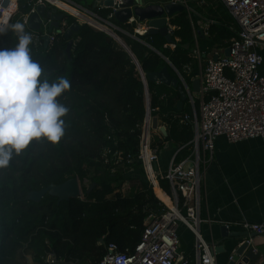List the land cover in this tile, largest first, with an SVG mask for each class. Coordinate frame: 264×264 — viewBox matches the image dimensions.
<instances>
[{"label": "trees", "instance_id": "1", "mask_svg": "<svg viewBox=\"0 0 264 264\" xmlns=\"http://www.w3.org/2000/svg\"><path fill=\"white\" fill-rule=\"evenodd\" d=\"M29 1L19 2L10 25L29 11ZM188 6L190 12L182 10L169 19L174 28L170 42L159 33L134 34L132 25L119 23L129 34L116 31L121 42L85 23L66 38L65 30L76 22L67 14L65 30L51 44L31 42L32 58L40 63L43 74L50 80L58 76L70 80V89L58 98L69 112L64 118L65 135L56 145L33 141L0 169V264H29L28 256L32 264H47L48 254L65 264H97L111 243L120 252L131 251L148 217L164 209L145 181L138 157L147 106L150 117L166 131L165 136L152 131L150 147L160 152L170 144L178 150L176 161L192 151L190 122H180L190 109L186 101L181 110L177 108V88L149 80L144 85L135 62L144 75L166 67L174 79L176 70L191 85L198 74L191 52L197 40L192 33L191 2ZM95 13L107 19L111 10ZM208 35L212 38L206 45L198 41V50L204 54L236 37L237 31L215 21ZM16 43L9 26L0 32V48ZM177 84L181 85L179 80ZM130 171L142 179H132ZM70 178L79 180L82 197L59 203L48 194L38 202L26 199L32 191ZM127 181L124 193L122 185ZM161 186L168 191L165 181Z\"/></svg>", "mask_w": 264, "mask_h": 264}, {"label": "built area", "instance_id": "2", "mask_svg": "<svg viewBox=\"0 0 264 264\" xmlns=\"http://www.w3.org/2000/svg\"><path fill=\"white\" fill-rule=\"evenodd\" d=\"M20 1L22 0H0V29L3 31L16 15ZM220 1L238 26L236 37L231 38L229 43V55L221 56L216 61L212 58L206 60L198 75L199 90L196 100L178 74L187 94V102L192 107V113L180 118L181 123L190 122L193 132L192 151L181 161H176L173 157L165 170L158 171L155 164L160 152L150 147V136L145 137L144 131L142 132L138 157L144 179L157 200L164 205V209L158 215L148 217L140 239L131 251L120 252L111 243L97 264H217L213 243L204 241L200 234L202 173L207 160L211 159L216 138L223 136L229 143L264 138V76L259 73L263 59L258 53L259 46L264 44V0ZM30 3L29 11L21 16L20 22L25 25V30L30 31L32 41L37 46L41 45L44 36H48V44H51L55 35L63 32L66 26V21L62 19L58 29L49 31L51 21L43 18L38 30H30L29 18L39 5H44L47 10L56 8L57 12L67 13L99 31L103 30L86 22L84 18L94 20L113 32L129 35L109 21L112 13L109 20L103 19L96 13L75 5L71 0H31L28 5ZM183 4L186 8L184 1ZM127 23L135 22L130 19ZM167 25V33L171 35L173 27L169 23ZM131 36L135 38V35ZM193 57L200 61L196 42ZM196 102L197 112L194 108ZM162 181L167 183L168 191L161 186ZM156 188L168 197L169 204L156 196ZM182 225L192 233L194 239L189 255L182 251L181 242L178 244L179 228ZM223 225L229 228V224ZM239 225L247 233V238L241 244L246 242L251 251L257 253L253 247V238L264 234V225L250 222ZM234 256L235 253L228 257V264H236L238 259L235 261ZM45 261L47 264H65L52 254H48Z\"/></svg>", "mask_w": 264, "mask_h": 264}, {"label": "crops", "instance_id": "3", "mask_svg": "<svg viewBox=\"0 0 264 264\" xmlns=\"http://www.w3.org/2000/svg\"><path fill=\"white\" fill-rule=\"evenodd\" d=\"M71 1L77 6L79 4L84 6V3L79 1ZM159 1L143 0L145 4H154ZM161 1L170 2L171 0ZM183 1L186 5L185 10L190 12V7L188 6L190 2L194 10L191 25L195 41L197 40V49H199V40L204 45H206V41L211 40L212 37L208 35V28L215 21L228 25L233 31L238 30V26L230 18L231 16L220 0H179L180 4L184 5ZM85 9L95 13V10L91 8L86 7ZM107 20L109 19L107 18ZM78 22L82 23L81 20ZM110 22L115 24L114 21ZM134 22L131 24L134 34L143 35L147 30V24L138 20ZM141 28L144 30L142 33L138 32ZM230 40L223 41V45H219L220 43L215 44L207 54L198 50L200 53V61L196 59L198 74L192 79V82L198 79V75L203 70L208 58L213 59L214 55H217V58L225 56V50L229 47ZM194 48L195 44L191 50L192 54ZM258 53L263 59L259 73L264 76V44L259 46ZM176 76L181 83L178 72ZM184 83L192 96L193 93L197 95V92L192 91V83L190 86L185 81ZM185 101H188L187 97ZM187 104L189 105L190 113H192V107L188 102ZM194 108L197 112V102ZM157 126L158 128L164 127L160 126L158 121ZM152 131L157 132L158 130L151 129L149 125L148 136H151ZM177 152V149H174L170 144H166L165 148L158 154L155 164L156 169L158 171L165 170L168 162L173 157L175 158ZM206 157L208 158V155ZM128 175L132 179H142V176L136 171H130ZM127 186L129 188V183ZM199 214L202 219L200 224L202 239L207 243H213L217 264H228V257L235 253L236 249L241 245L242 239L247 237V233L239 224L250 222L264 225V138L248 139L234 143L227 142L223 136L216 138L211 159L207 160L201 177ZM223 224H229L228 232L237 236L234 238H223L221 236V226ZM179 235L182 251L191 252L194 242L192 233L182 225L179 228ZM253 239V247L257 253H253L248 247L238 256L236 264H264V234L255 236Z\"/></svg>", "mask_w": 264, "mask_h": 264}, {"label": "clouds", "instance_id": "4", "mask_svg": "<svg viewBox=\"0 0 264 264\" xmlns=\"http://www.w3.org/2000/svg\"><path fill=\"white\" fill-rule=\"evenodd\" d=\"M9 28L17 43L0 48V169L33 141L56 145L61 140L69 107L58 98L71 87L64 76L50 80L43 74L40 63L32 58V36L23 23Z\"/></svg>", "mask_w": 264, "mask_h": 264}, {"label": "water", "instance_id": "5", "mask_svg": "<svg viewBox=\"0 0 264 264\" xmlns=\"http://www.w3.org/2000/svg\"><path fill=\"white\" fill-rule=\"evenodd\" d=\"M79 6L83 8H91V9H100L104 8L107 10H111L112 12V20L115 23L125 24L129 19H133V21L138 20L140 22L144 21L147 24V30L143 35H153V34H161L165 36L168 42L171 41V35L167 33V24L168 20L173 17L176 13L185 10V7L178 3L173 2H163L159 1L154 4H145L143 0H92V4L87 5L84 3V6ZM43 18L50 19L49 23V31L52 29H58L60 21L63 19V15L57 12L56 8H52L47 10L44 5H39L36 8V12L33 13L28 21V27L32 31H36L40 28V23ZM79 29V22L76 21L69 26L64 32V36L69 38L74 32H77ZM106 33V32H105ZM110 35L111 33H107ZM112 36V35H110ZM113 37V36H112ZM44 45L48 44V36H44L43 38ZM71 46V42L69 41L66 46V51L69 52ZM229 55V48L225 50V56ZM213 60H217V55L213 56ZM141 76L144 85L147 84V81L152 82H160L172 88H177L179 91L180 99L178 100L176 106L179 110L182 109L183 103L187 97L185 89L182 85L177 84V79H174L167 71L166 67L162 68L157 73H150L144 75L138 65L135 62ZM192 91L198 92L199 90V79H195L192 82ZM150 127L153 130H158L164 136L166 135V131L164 127L157 126L156 118H150L149 107L147 106L146 112ZM93 188V184L90 186L88 191ZM50 195L57 198V202L67 201L71 198H78L81 194L80 182L77 178H70L64 181L61 184H50L38 191L30 192L26 199L34 202H38L44 195ZM221 236L223 238L227 237H236V234H232L228 232V228L224 225L221 226ZM247 238V237H246ZM244 239V238H243ZM242 239V240H243ZM102 242V241H101ZM248 245L246 242H243L235 251V256L233 259L236 261L238 256H240L246 249ZM232 264V263H230Z\"/></svg>", "mask_w": 264, "mask_h": 264}, {"label": "bare ground", "instance_id": "6", "mask_svg": "<svg viewBox=\"0 0 264 264\" xmlns=\"http://www.w3.org/2000/svg\"><path fill=\"white\" fill-rule=\"evenodd\" d=\"M68 9V8H67ZM77 15L79 16H82L81 14L79 13H76ZM84 18V17H83ZM86 20V22H89L90 24H92L93 26H96L97 28L103 30L104 32L106 33H111L110 35L113 36V38H115L116 40H118L119 42H121V40L117 37L116 34H114L110 29L104 27L103 25H101L100 23L94 21V20H91V19H88V18H84ZM144 30L141 28L138 30V32L142 33ZM143 131H144V136L147 137L148 136V133H149V119H148V116L146 114L145 116V120H144V128H143ZM155 190V194L158 198H160L161 200L165 201L167 204H169V200H168V197L158 188L154 189ZM180 243V240L178 241V244Z\"/></svg>", "mask_w": 264, "mask_h": 264}, {"label": "rangeland", "instance_id": "7", "mask_svg": "<svg viewBox=\"0 0 264 264\" xmlns=\"http://www.w3.org/2000/svg\"><path fill=\"white\" fill-rule=\"evenodd\" d=\"M76 1H79V2H81V3H86L87 5L92 4V0H76ZM93 10H96V9H93ZM61 14H62L63 17H64V16H66L65 14H67V13H65V14L61 13ZM193 97H194V99H197L195 93H193ZM127 185H128V182H125V183L122 185V191H123L124 193L127 192V188H128ZM180 242H181V240H180ZM27 260H28L29 264H32V262L30 261L29 256L27 257Z\"/></svg>", "mask_w": 264, "mask_h": 264}]
</instances>
